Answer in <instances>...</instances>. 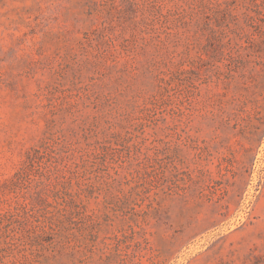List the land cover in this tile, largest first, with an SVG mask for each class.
Here are the masks:
<instances>
[{
	"label": "rangeland",
	"instance_id": "374dc122",
	"mask_svg": "<svg viewBox=\"0 0 264 264\" xmlns=\"http://www.w3.org/2000/svg\"><path fill=\"white\" fill-rule=\"evenodd\" d=\"M0 264H264V0H0Z\"/></svg>",
	"mask_w": 264,
	"mask_h": 264
}]
</instances>
